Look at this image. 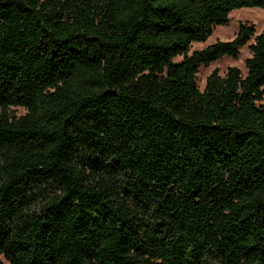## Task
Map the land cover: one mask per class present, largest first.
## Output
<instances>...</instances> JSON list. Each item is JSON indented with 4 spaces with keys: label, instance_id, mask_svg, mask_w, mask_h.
<instances>
[{
    "label": "trees",
    "instance_id": "1",
    "mask_svg": "<svg viewBox=\"0 0 264 264\" xmlns=\"http://www.w3.org/2000/svg\"><path fill=\"white\" fill-rule=\"evenodd\" d=\"M240 8L0 0V264H264V32L191 51Z\"/></svg>",
    "mask_w": 264,
    "mask_h": 264
},
{
    "label": "rangeland",
    "instance_id": "2",
    "mask_svg": "<svg viewBox=\"0 0 264 264\" xmlns=\"http://www.w3.org/2000/svg\"><path fill=\"white\" fill-rule=\"evenodd\" d=\"M241 22L252 23L256 27L257 34L264 32V9L261 8H240L234 10L230 14V22L227 25H219L215 28L213 34L209 37L206 42H195L192 45L191 51L201 50L217 41H227L234 38L239 29V24ZM250 50L248 46L241 48V53L237 59H233L229 56H224L223 58L213 62L208 67L202 66L198 73V85L201 90L204 89L206 78L211 73V71L217 68L221 74H224L228 67L238 66L244 72L245 61L250 57ZM16 114L23 115L26 110L22 107L13 108ZM2 258V256L0 255Z\"/></svg>",
    "mask_w": 264,
    "mask_h": 264
}]
</instances>
